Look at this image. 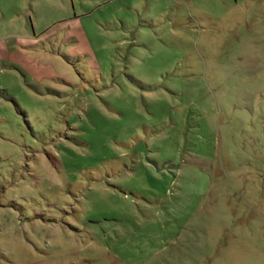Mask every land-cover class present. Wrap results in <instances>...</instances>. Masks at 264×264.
I'll return each mask as SVG.
<instances>
[{
    "label": "rangeland",
    "instance_id": "obj_1",
    "mask_svg": "<svg viewBox=\"0 0 264 264\" xmlns=\"http://www.w3.org/2000/svg\"><path fill=\"white\" fill-rule=\"evenodd\" d=\"M0 264H264V0H0Z\"/></svg>",
    "mask_w": 264,
    "mask_h": 264
}]
</instances>
